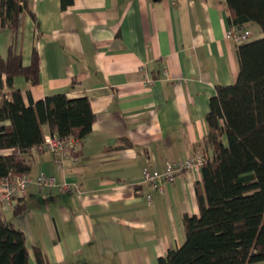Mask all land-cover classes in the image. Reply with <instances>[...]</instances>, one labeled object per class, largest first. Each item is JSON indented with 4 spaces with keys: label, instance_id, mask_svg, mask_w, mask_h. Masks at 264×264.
I'll return each mask as SVG.
<instances>
[{
    "label": "crops",
    "instance_id": "crops-1",
    "mask_svg": "<svg viewBox=\"0 0 264 264\" xmlns=\"http://www.w3.org/2000/svg\"><path fill=\"white\" fill-rule=\"evenodd\" d=\"M25 1L16 44L24 66L35 45L39 80L17 76L14 87L27 105L29 96L87 95L95 121L77 158L62 166L34 151L28 175L44 172L56 185L32 183L24 211L0 202V215L23 232L27 264H38L36 249L49 264H158L183 243L184 215L199 214L202 173L182 172L161 195L142 172L204 151L209 100L238 74L226 0ZM244 26L262 36L256 23ZM11 41L0 27V55Z\"/></svg>",
    "mask_w": 264,
    "mask_h": 264
},
{
    "label": "trees",
    "instance_id": "trees-1",
    "mask_svg": "<svg viewBox=\"0 0 264 264\" xmlns=\"http://www.w3.org/2000/svg\"><path fill=\"white\" fill-rule=\"evenodd\" d=\"M70 2L61 0L62 8ZM226 4L231 27L254 22L262 36L236 44L237 79L217 85L209 100L199 214L184 215L183 243L159 257L158 264L264 261V0H226ZM26 7L25 0H0V27L12 33L6 55H0V78L5 76L7 86V91H0V182L30 172L34 151L47 132L86 139L95 121L87 95L69 98L57 92L34 101L27 93V105L22 91L14 87L17 76L32 85L39 80L35 45L30 64L24 66L16 44L19 17ZM21 201L22 197L16 199L14 215L24 211ZM35 256L38 264H49L40 250ZM27 261L23 232L0 215V264Z\"/></svg>",
    "mask_w": 264,
    "mask_h": 264
},
{
    "label": "built area",
    "instance_id": "built-area-1",
    "mask_svg": "<svg viewBox=\"0 0 264 264\" xmlns=\"http://www.w3.org/2000/svg\"><path fill=\"white\" fill-rule=\"evenodd\" d=\"M226 37L232 39L236 44L244 42L251 37V31L244 27H231L226 32ZM150 82V80H146ZM85 139H78L74 137H62L57 133L47 132L41 144L37 146L38 151H49L56 157L59 166H62L63 160L70 156L72 159L77 158V153L81 149L82 142ZM202 154L198 153L189 156L180 161H168L163 167L158 169H151L146 167L142 172V183L148 185L152 190L157 191L158 194H165L166 184L172 183L175 178L184 171L192 172L200 169L202 165ZM35 183L40 187L46 186L52 188L56 185L54 177L41 172L35 178L28 174L19 176H8L0 182V202L11 204L16 199L23 197L26 189ZM62 188L67 189L64 185ZM148 201H151V195H146Z\"/></svg>",
    "mask_w": 264,
    "mask_h": 264
},
{
    "label": "rangeland",
    "instance_id": "rangeland-1",
    "mask_svg": "<svg viewBox=\"0 0 264 264\" xmlns=\"http://www.w3.org/2000/svg\"><path fill=\"white\" fill-rule=\"evenodd\" d=\"M254 34V33H253ZM252 39H254V37H252Z\"/></svg>",
    "mask_w": 264,
    "mask_h": 264
}]
</instances>
